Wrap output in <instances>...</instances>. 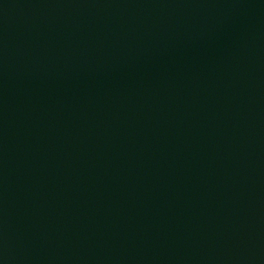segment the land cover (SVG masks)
I'll return each instance as SVG.
<instances>
[{
  "label": "water",
  "instance_id": "obj_1",
  "mask_svg": "<svg viewBox=\"0 0 264 264\" xmlns=\"http://www.w3.org/2000/svg\"><path fill=\"white\" fill-rule=\"evenodd\" d=\"M0 264H264V0H0Z\"/></svg>",
  "mask_w": 264,
  "mask_h": 264
}]
</instances>
